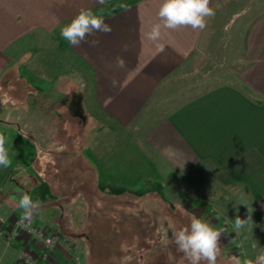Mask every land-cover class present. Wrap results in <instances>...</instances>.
Segmentation results:
<instances>
[{"label": "crops", "instance_id": "crops-1", "mask_svg": "<svg viewBox=\"0 0 264 264\" xmlns=\"http://www.w3.org/2000/svg\"><path fill=\"white\" fill-rule=\"evenodd\" d=\"M112 1L0 0V91L11 83H15V89H20L22 83L25 95L27 92L31 95L26 98H7L2 93L1 102L14 106L22 103L23 99V102L27 100L28 105L34 108L41 103H53L54 98L49 97V89L26 81L21 69H29L40 82L49 78L56 82L59 77H49L51 70L48 69L41 74L30 64L31 60L26 65L18 58L19 43L41 36L44 42L51 44V50L43 49L46 59L53 55L56 59L71 57L76 63L74 72L77 77L79 68L80 72L87 74L85 83H90L88 87L91 93L89 97L83 94L85 103L100 107L113 124L126 127L141 110L144 109L143 115L147 113L151 99L160 87L171 82V76L182 67L189 64L195 69H201L206 65L205 56L211 55V42L221 19H229L230 25L238 26L239 19L244 15L241 0H210L215 16L208 20L203 31L191 27L175 31L162 29V38L152 42L146 38V33L154 23L159 22L157 13L163 0H141L104 18L105 23L112 28L111 33L94 32L77 47L61 37V27L70 22L80 9L94 10ZM224 10L230 12L223 15ZM97 40L99 43L93 45L92 42ZM242 55L244 64L238 75L239 84L216 86L176 108L163 111L158 118L154 114L151 124L139 133L141 145L133 148L139 152V159L154 170L157 178L164 171L177 174L191 172L205 168L212 162L221 170L219 175L223 181L245 188L256 218L264 225V14L246 32ZM117 57L124 60L123 68L117 66ZM60 64L55 67V74L62 75L64 70ZM53 89L58 90V87ZM74 89L76 99L79 100L78 87ZM57 94L61 100L63 97ZM76 102L72 105L79 104ZM36 113V108L28 111L26 127L21 126V118L17 113H13L11 119H0V124L15 128L23 137L35 138ZM42 130L46 133L50 127L44 125ZM123 159L109 155L103 162L109 174L122 183L123 177L127 175L124 165L121 166ZM102 178L99 177V181ZM40 188L36 185L29 193L33 190V194H36ZM5 192L1 190L0 193V214L6 218L21 216L23 210L18 207L20 197L10 190ZM124 192L121 190L116 194ZM43 198L40 195L38 200L46 203L48 198ZM33 200L37 199L34 197ZM51 206H42L31 217L42 227L58 228L62 233L58 244L46 251V259H41L39 263L78 264L75 257L81 253V263L88 264L87 255L91 246L87 236L72 227L71 219L68 223L67 211H60L62 208L57 206L58 209L54 210ZM62 215L66 223L59 220ZM262 235L257 246L249 247L247 253L240 250L243 258L255 260L258 255L264 254V226ZM18 247L19 244L10 246L0 241V264H21L18 260ZM29 248L37 256L43 253L39 243L31 242Z\"/></svg>", "mask_w": 264, "mask_h": 264}, {"label": "rangeland", "instance_id": "rangeland-1", "mask_svg": "<svg viewBox=\"0 0 264 264\" xmlns=\"http://www.w3.org/2000/svg\"><path fill=\"white\" fill-rule=\"evenodd\" d=\"M241 1L244 15L239 19L240 25H230L229 19H221L211 42V55L205 56L206 65L201 69L189 64L182 67L171 76V82L160 87L146 107L147 113L126 127L113 124L100 107L85 103L83 94L89 97L90 83H85L87 74L80 72V68L77 77L73 58L56 59L53 55L46 59L43 49L51 50V44L44 42L41 36L19 43L18 58L21 62L28 65L31 60L30 64L39 73L51 70L49 77H59V81L49 78L51 81L40 82L29 69H21L26 81L49 89V97L54 99L51 105L41 103L35 107V138L23 137L15 128L0 124V135L8 141L5 147L12 161L10 167H0V193L1 190H10L16 180L27 183V176L23 174H32L37 187L41 188L38 192L39 188L36 190V194L33 190L28 194L33 199H39L40 195L45 199L51 195L49 203H41V207L53 205L54 210L58 209L57 206L62 208L60 211H67L68 223L72 221L75 230L88 235L91 258L96 264H115L116 261L121 264H159L160 261L180 264V255L171 243L172 233L188 225L193 216L224 230L219 241L221 253L217 264H234V258L243 261L245 258L240 250L247 253L249 247L257 246L263 237L264 226L256 218L245 188L226 183L217 169L208 164L205 168L179 174L164 171L157 178L154 170L139 159V152L133 148L141 145L139 133L151 124L154 114L158 118L163 111L176 108L216 86L239 84L246 29L249 22L264 10V0ZM225 12L230 11L224 10L223 15ZM60 62L64 70L62 75L54 71ZM22 86L21 83L20 89H15V83L8 84L0 91V96L2 93L7 98L31 96L28 92L25 95L26 90ZM86 86L88 89L83 90ZM56 87L58 90L53 89ZM76 87L79 100L74 94ZM57 92L63 97L61 100ZM21 102L12 106L3 104L0 99V119H11L12 114L17 113L21 126L26 127V115L35 108L29 106L27 100L23 102L21 99ZM75 102L79 104L72 105ZM44 125L49 126L50 131L45 133L42 130ZM109 155L124 158L121 161L127 172L123 177L124 183L114 179L106 164L103 165ZM211 170H214V175L210 174ZM99 177L103 178L99 181ZM77 185L79 188L76 190ZM121 190L125 191L124 194L113 195ZM194 200L202 204L192 208L190 203ZM61 217L59 220L66 223L65 216ZM237 217L247 220L240 230L234 228ZM41 228L47 232V228ZM52 229L59 232L58 228ZM142 229L147 232L148 239L137 237ZM230 232L234 235L228 238ZM120 248L127 252L122 259L118 256ZM152 251L156 257L150 255ZM80 254L79 260L83 257ZM75 262L78 263L76 259Z\"/></svg>", "mask_w": 264, "mask_h": 264}, {"label": "clouds", "instance_id": "clouds-1", "mask_svg": "<svg viewBox=\"0 0 264 264\" xmlns=\"http://www.w3.org/2000/svg\"><path fill=\"white\" fill-rule=\"evenodd\" d=\"M100 2L103 3L104 0ZM157 16L159 22L154 23L146 33V38L152 42H158L162 38V29L175 31L182 27H191L193 30L203 31L208 20L215 16V10L210 7V0H163ZM111 31V26L105 23L102 15L96 14L92 9L82 8L70 22L61 27L60 35L70 45L77 47L94 32L107 34ZM92 43L95 45L99 41ZM116 64L120 68L125 66L121 57L116 58ZM5 145L6 138L0 135V167L8 168L12 161ZM18 207L23 210L21 220L27 221L34 213L39 212L41 202L38 199L33 200L29 194H22ZM246 222L247 220L237 217L234 228L240 230ZM222 233L223 229H216L207 221L193 216L188 225L172 233L171 243L180 255V264H217L221 253L219 241ZM234 264H264V254L258 255L255 260L241 261L234 258Z\"/></svg>", "mask_w": 264, "mask_h": 264}, {"label": "built area", "instance_id": "built-area-1", "mask_svg": "<svg viewBox=\"0 0 264 264\" xmlns=\"http://www.w3.org/2000/svg\"><path fill=\"white\" fill-rule=\"evenodd\" d=\"M22 216L6 218L0 214V241L7 245L19 244L17 249L18 260L21 264H40V260L46 259L47 252L53 249L61 237L57 232H46L33 219L22 221ZM31 242L39 243L43 253L35 255L29 248ZM78 264L79 257H75Z\"/></svg>", "mask_w": 264, "mask_h": 264}, {"label": "trees", "instance_id": "trees-1", "mask_svg": "<svg viewBox=\"0 0 264 264\" xmlns=\"http://www.w3.org/2000/svg\"><path fill=\"white\" fill-rule=\"evenodd\" d=\"M139 1H141V0H113L112 2H110V3H105V4H103V5H101V6H99V7H97L96 9H94L93 11L96 13V14H98V15H102L104 18L105 17H109V16H112V15H114V14H117L118 12H120V11H122V10H124V9H126L127 7H129V6H131V5H134L135 3H137V2H139ZM123 6V7H120V6ZM264 14V10L263 11H261L259 14H257L253 19H252V21L250 22V24L248 25V27H247V29H246V32L249 30V27L251 26V24L256 20V19H258L260 16H262ZM245 36H246V33H245ZM258 103H262V101L261 100H256ZM150 102V99H149V101H147V104L146 105H148V103ZM143 113H144V109L143 110H141L139 113H137V115L131 120V122L129 123V125H132L136 120H138L142 115H143ZM208 165L209 166H211V168L213 167V168H215V169H217V171H218V173L219 174H221V170L216 166V165H214L212 162H209L208 163ZM211 175H214L215 173H214V170H211V173H210ZM23 176H27V183H23L22 181H17L16 180V182H14L13 183V186H12V188H10V191L11 192H14L18 197H20L22 194H28L29 193V191H30V189L31 188H33L34 186H36V181L37 180H35V178H34V176L32 175V174H23ZM76 187V186H75ZM79 188V186L77 185V188H76V190ZM9 190V189H8ZM113 194V193H112ZM116 193H114L113 195H115ZM50 197L52 198V196L50 195ZM49 197V198H50ZM47 199L46 200V203H49V200H51V198L50 199ZM191 206H192V208L195 206V205H201L202 203H200L199 201H196V200H194V201H191ZM182 217H185L184 215H182ZM36 220V219H35ZM146 228V227H145ZM143 229H144V227H143ZM140 230V232H138L136 235H137V237H140L141 238V240H142V238H146V239H148V236H147V232H145L144 230ZM54 229H52V227H47V232L49 233V232H52ZM59 234H61L62 235V233H61V231L59 230V232H58ZM87 237H88V235H87ZM120 250V252H119V254H118V256H120V258L122 259V258H124V257H126V255H127V252H126V249H119ZM155 251V250H154ZM154 251H152L151 253H150V255H153V256H155L156 257V255H155V253L153 254V252ZM87 258H88V264H96L95 263V261H93L92 260V258H91V248L89 249V252H88V255H87ZM163 258H164V254H163ZM166 261V260H165ZM120 262H121V260H120ZM116 264H121V263H119L118 261H116L115 262ZM98 264V263H97ZM159 264H168L167 262L166 263H162L161 261L159 262Z\"/></svg>", "mask_w": 264, "mask_h": 264}, {"label": "water", "instance_id": "water-1", "mask_svg": "<svg viewBox=\"0 0 264 264\" xmlns=\"http://www.w3.org/2000/svg\"><path fill=\"white\" fill-rule=\"evenodd\" d=\"M233 235H234V233L233 232H230V233L227 234V237L228 238H231V237H233Z\"/></svg>", "mask_w": 264, "mask_h": 264}]
</instances>
